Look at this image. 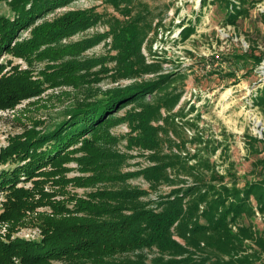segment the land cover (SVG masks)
<instances>
[{"label": "trees", "instance_id": "1", "mask_svg": "<svg viewBox=\"0 0 264 264\" xmlns=\"http://www.w3.org/2000/svg\"><path fill=\"white\" fill-rule=\"evenodd\" d=\"M71 1L6 0L8 13H0V58H20L27 67L12 65L10 59L0 63V110L40 98L43 81L77 86L84 79L78 61L60 59L76 55L85 45L62 44L61 40L92 27L100 15L89 8L46 18ZM109 1L120 9L121 2L131 0ZM238 2L239 8L228 16L231 22L247 12L248 0ZM123 9L125 18L109 22L105 34L112 36L120 70L126 76L142 70L156 72L142 61L145 29L141 19L130 20V7ZM23 32H27L24 38ZM34 60L45 61L39 72L32 68ZM171 76L106 90L94 102L79 103L50 130L39 128L42 122L34 120L7 137V144L0 146V164L9 163L12 168L0 171L4 195L0 264H257L264 253V232L243 219H252L257 212L264 216V155L254 161L251 179L238 187L228 186L208 159L163 153L160 132H168L166 124L181 97L165 90ZM158 91L162 94L147 102L146 95ZM258 99L264 105V86ZM130 102L138 108L118 121L129 124L135 145L153 152L151 165L140 170L150 188L175 186L183 183V177L192 182L157 197L155 205L143 199L148 194L145 190L98 187L107 180H127L126 174L112 173L119 163L111 151L115 140L109 127L117 121L115 112ZM160 120L164 126L152 123ZM254 151L263 153L264 146ZM192 159L196 160L192 163ZM71 162L76 163L78 175L68 176ZM199 165L211 170L210 174L200 171ZM68 186L94 189L70 194ZM58 194L66 197L57 199ZM26 226L36 228L40 238L14 235ZM152 249L156 252L148 259L144 250Z\"/></svg>", "mask_w": 264, "mask_h": 264}, {"label": "rangeland", "instance_id": "2", "mask_svg": "<svg viewBox=\"0 0 264 264\" xmlns=\"http://www.w3.org/2000/svg\"><path fill=\"white\" fill-rule=\"evenodd\" d=\"M229 1L231 4L228 0H131L121 2L120 9H116L109 0H72L47 13L46 18L51 19L68 10L92 8L100 15L92 27L61 40L62 44L81 42L85 45L76 55L66 54L60 59L78 61L85 77L77 86L43 81L45 89L40 98L23 100L12 110H0V146L7 144L8 136L20 132L23 124L30 125L39 120L42 122L39 128L50 130L79 103L94 102L106 90L143 84L171 74V84L165 90L180 93L181 97L171 111L175 113L174 117L166 124L168 132H160L162 152L208 159L209 166L228 186L242 187L252 177L254 161L264 155V152L254 151L264 146V105L258 102L264 86V0H248L247 12L234 18V22L229 21L228 16L236 12L240 4L238 0ZM126 5L131 10L129 19L139 16L145 29L140 47L142 61L153 65L150 69L156 72L142 70L136 76H126L120 70L112 36L105 34L109 22L125 18L121 9L124 10ZM0 13H8L6 0H0ZM26 35L27 32H23L21 37ZM9 59L12 65L27 67L25 61L10 55H3L0 63L5 64ZM44 65L45 61L32 62L35 72ZM159 94L162 92L148 93L147 102H152ZM137 108L135 102L121 107L113 115L117 121L109 127L115 140L111 151L117 158L115 163H119L112 173L126 174L127 180L125 183L107 180L98 183V187L118 189L129 186L145 190L148 194L143 199L155 205L153 200L157 197L192 182L183 177V183L162 185L154 190L141 176L140 170L151 165L153 152L135 145L130 140L135 133L129 124L118 121L125 113ZM162 115H166L163 109ZM152 123L164 126L162 120ZM172 126L177 129V134ZM249 137L263 141H253ZM68 166L72 168L68 176L80 173L75 162ZM9 168H12L9 163L0 164V171ZM199 170L206 174L211 172L201 165ZM26 185L30 186V182ZM91 189L94 187L68 186L67 192L82 195ZM3 196L0 192V213ZM64 197L57 195V199ZM257 213L252 219L244 218L243 222L264 232V216ZM38 233L36 228L26 226L14 235L39 239ZM155 252V249L144 250L149 254L148 259ZM257 264H264V253Z\"/></svg>", "mask_w": 264, "mask_h": 264}]
</instances>
